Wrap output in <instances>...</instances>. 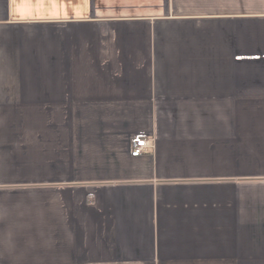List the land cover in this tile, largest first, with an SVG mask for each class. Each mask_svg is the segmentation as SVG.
Returning <instances> with one entry per match:
<instances>
[{
  "label": "crops",
  "instance_id": "crops-1",
  "mask_svg": "<svg viewBox=\"0 0 264 264\" xmlns=\"http://www.w3.org/2000/svg\"><path fill=\"white\" fill-rule=\"evenodd\" d=\"M0 264H264V0H0Z\"/></svg>",
  "mask_w": 264,
  "mask_h": 264
},
{
  "label": "built area",
  "instance_id": "built-area-1",
  "mask_svg": "<svg viewBox=\"0 0 264 264\" xmlns=\"http://www.w3.org/2000/svg\"><path fill=\"white\" fill-rule=\"evenodd\" d=\"M145 148H146L145 139H143V138L135 139L132 142L131 153L130 154H131L132 157H138L144 152Z\"/></svg>",
  "mask_w": 264,
  "mask_h": 264
}]
</instances>
